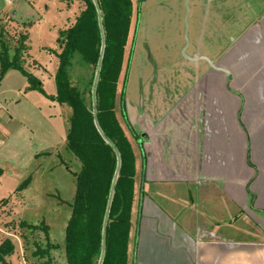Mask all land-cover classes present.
<instances>
[{
  "label": "rangeland",
  "instance_id": "1",
  "mask_svg": "<svg viewBox=\"0 0 264 264\" xmlns=\"http://www.w3.org/2000/svg\"><path fill=\"white\" fill-rule=\"evenodd\" d=\"M132 1V31L119 95L124 91L127 100L159 116L181 105L182 111L190 108L193 113L210 109L214 115L219 113V119L220 110L230 112L235 106L229 97L236 94L245 100H241V111L264 103L260 81L243 85L245 80L235 70L237 61L245 57L240 51L237 55L238 45L244 42L237 39L249 26L246 12L257 14L264 9V0H188L187 22V0ZM83 6L67 0H0V26H10L12 48L18 44V31L28 32L24 67L39 79L45 92L30 89L28 78L16 70L0 79V245L6 239L15 245L7 264H67L65 231L76 192L75 174L81 171V164L66 148V117L71 116V109L59 106L51 97L56 94L60 32L75 22ZM243 12L248 22L238 29V15L243 17ZM187 27L186 54L196 61L183 56ZM204 58L229 72L211 69ZM186 95L191 97L184 103ZM136 110L127 108L140 139V112ZM117 112L128 137L136 144L119 108ZM214 127L218 128L215 123ZM136 168L138 171L139 163ZM44 226L49 227L50 242L60 249L42 258L35 253L37 245L42 249L47 246L46 233L41 229ZM130 256L135 264L133 249Z\"/></svg>",
  "mask_w": 264,
  "mask_h": 264
},
{
  "label": "crops",
  "instance_id": "2",
  "mask_svg": "<svg viewBox=\"0 0 264 264\" xmlns=\"http://www.w3.org/2000/svg\"><path fill=\"white\" fill-rule=\"evenodd\" d=\"M244 13L238 29L250 22L237 39L244 40L237 52L245 57L236 75L243 85L264 86V9L247 10V21ZM211 69L229 72L214 61ZM229 98L235 106L220 110L223 121L218 112L181 105L159 116L125 98L129 123L127 108H136L142 127L134 144L140 202L129 249L135 264H264V103L241 111L243 97Z\"/></svg>",
  "mask_w": 264,
  "mask_h": 264
},
{
  "label": "trees",
  "instance_id": "3",
  "mask_svg": "<svg viewBox=\"0 0 264 264\" xmlns=\"http://www.w3.org/2000/svg\"><path fill=\"white\" fill-rule=\"evenodd\" d=\"M67 1L81 2L84 6L75 22L60 32L56 94L51 97L59 106L71 109V116L66 117L69 126L66 148L81 164V171L75 174L76 192L65 231L66 261L67 264H99L104 254L103 264H132L129 247L134 211L140 202L136 183L137 155L117 111L119 108L130 136L138 140L127 118L125 92L119 95L134 5L132 0ZM101 27L105 50L99 68L103 45ZM10 33V26H0V79L10 70H16L28 78L30 89L45 93L39 79L24 67L29 51L28 32L18 31V44L13 48L9 43ZM96 119L113 146L100 135ZM118 155L121 168L114 184ZM30 228L35 230V227ZM41 229L46 233L47 246L42 249L37 245L35 256L43 258L60 246L50 242L48 226ZM14 253V243L6 239L0 245V262L7 264L6 259Z\"/></svg>",
  "mask_w": 264,
  "mask_h": 264
},
{
  "label": "water",
  "instance_id": "4",
  "mask_svg": "<svg viewBox=\"0 0 264 264\" xmlns=\"http://www.w3.org/2000/svg\"><path fill=\"white\" fill-rule=\"evenodd\" d=\"M143 2L145 0H142ZM97 9L99 11V8H98V5H97ZM99 14H100V11H99ZM188 14H189V6H188V0H187V14H186V17H185V20L187 22L188 20ZM99 21H100V25L102 26L101 24V16H99ZM102 29V27H101ZM102 37H103V45H102V52H101V56H100V60H99V68L102 64V60H103V56H104V50H105V40H104V34H103V29H102ZM185 37H186V45H185V48L183 49V56L185 58H187L188 60H192V61H196L198 59H192V58H189L188 55L186 54V51L189 47V40H188V27H187V30H186V34H185ZM205 60H207V62H209L211 65H212V62L209 60V59H206L204 58ZM97 80H98V74L96 76V80H95V85L97 83ZM94 97H93V100H94V105H96V97H95V86H94ZM96 127L100 133V135L103 137V139L108 142L110 145H112L105 137L104 133L102 132V130L100 129V126L98 124V121L96 119ZM113 146V145H112ZM118 159H119V164H118V169H117V172H116V175H115V180H114V184L118 178V175H119V172H120V168H121V161H120V157L118 155ZM108 216H109V211L107 212V215H106V219H105V226H104V231H103V245L105 246L106 244V232H107V220H108ZM103 260H104V254L102 255L101 257V260H100V263L99 264H103Z\"/></svg>",
  "mask_w": 264,
  "mask_h": 264
}]
</instances>
